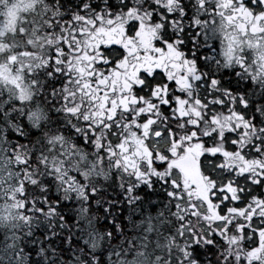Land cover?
<instances>
[{"label": "snow or ice", "instance_id": "1", "mask_svg": "<svg viewBox=\"0 0 264 264\" xmlns=\"http://www.w3.org/2000/svg\"><path fill=\"white\" fill-rule=\"evenodd\" d=\"M0 264H264V0H0Z\"/></svg>", "mask_w": 264, "mask_h": 264}]
</instances>
